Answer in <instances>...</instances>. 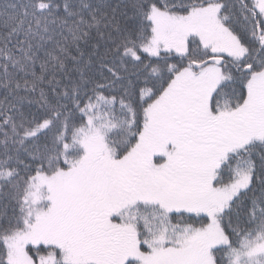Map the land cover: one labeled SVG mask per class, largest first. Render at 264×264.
<instances>
[{"label":"snow or ice","instance_id":"snow-or-ice-1","mask_svg":"<svg viewBox=\"0 0 264 264\" xmlns=\"http://www.w3.org/2000/svg\"><path fill=\"white\" fill-rule=\"evenodd\" d=\"M0 264H264V0H0Z\"/></svg>","mask_w":264,"mask_h":264}]
</instances>
